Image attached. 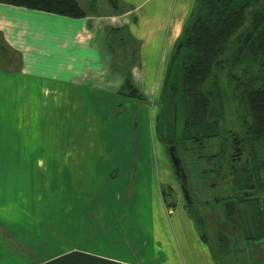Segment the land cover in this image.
Listing matches in <instances>:
<instances>
[{
  "label": "crops",
  "instance_id": "obj_1",
  "mask_svg": "<svg viewBox=\"0 0 264 264\" xmlns=\"http://www.w3.org/2000/svg\"><path fill=\"white\" fill-rule=\"evenodd\" d=\"M194 2L120 0L114 11L97 0V11L81 18L0 2V264H216L184 205L163 201L162 185L175 182L157 141L153 158L137 139L128 140L130 155L121 150L120 128L135 136L141 103L147 108L159 96ZM125 26L131 37L125 29L111 34ZM122 57L140 62L130 73L148 100L118 93L124 76L113 68ZM31 83L38 84L33 107ZM49 96L57 108L47 113ZM15 162L11 174L6 164ZM48 162H57V196L44 211L57 201V214L40 220L34 195L45 190Z\"/></svg>",
  "mask_w": 264,
  "mask_h": 264
},
{
  "label": "trees",
  "instance_id": "obj_2",
  "mask_svg": "<svg viewBox=\"0 0 264 264\" xmlns=\"http://www.w3.org/2000/svg\"><path fill=\"white\" fill-rule=\"evenodd\" d=\"M109 1L118 11L120 0ZM0 2L76 18L97 11V0L91 1L89 9L78 0ZM122 29L131 37L127 26L112 28L111 34ZM118 93L149 99L130 72ZM163 97L172 119L157 113V121L164 118L168 132L160 140L177 147L188 194L192 195V189L183 148L189 155L195 153L197 160L208 161L200 174L209 171L224 179L211 185L226 184L233 193L217 197L216 202L223 201L228 218L236 214L245 232L250 233L247 237L260 243L264 239V0H195L167 62L158 102ZM179 112L183 127L177 134ZM230 114L235 129L226 126ZM215 139L220 140L219 152L203 155V149ZM161 190L168 206L175 208V189L166 185ZM190 203L194 204V200L187 201L185 207L197 225ZM200 234L209 242L201 231Z\"/></svg>",
  "mask_w": 264,
  "mask_h": 264
},
{
  "label": "rangeland",
  "instance_id": "obj_3",
  "mask_svg": "<svg viewBox=\"0 0 264 264\" xmlns=\"http://www.w3.org/2000/svg\"><path fill=\"white\" fill-rule=\"evenodd\" d=\"M83 7L90 8L88 6V2L90 0H79ZM134 48L138 47V42L135 41L133 44ZM135 54L137 55V52L135 50ZM126 57V54H124ZM135 56V55H134ZM120 62L118 60L115 62V67L113 68L114 71L121 76L129 75V72L132 70H135V68H138L140 62H129L128 59L124 60L123 57ZM166 71V70H165ZM133 72V71H132ZM131 72V74H132ZM133 79L138 77H132ZM164 79V78H163ZM120 83L112 84V85H119ZM137 85L142 88L141 84L138 82ZM37 86L36 83H31V96H30V106H37L38 98H37ZM34 91V92H33ZM158 95L160 96V91L158 92ZM159 96L155 97V102H148L149 107L146 108L145 103H141V106H143L141 115L138 118V126H132V130L136 131L131 136L129 133V127L124 125V128H120V137L124 136V140L126 141V144L124 147L121 148V150H125L126 155H130L131 147L129 146L128 140H140L142 143L143 153L144 155L148 156L149 158H153L155 150L153 149V141L156 140L157 143L161 146V161H163L167 166L170 168L172 177L174 179V185L173 187L176 191L177 195V201L180 204H183L184 207L186 205L187 197L186 194L181 186V179L177 175V172L173 166L171 153H170V147L169 145H165L161 139V136L167 137L168 132L165 126L164 118L170 119L172 117V113L170 111L169 113V105L167 102L166 97H163V100L161 102L159 101ZM133 100V99H132ZM157 100V101H156ZM125 105H128L127 103ZM42 106H45L47 113L50 112L53 107L57 108V96L56 99H52L51 96L46 98L45 103L42 104ZM155 108V113H161L164 118L159 121L156 119V114L152 113L153 109ZM152 110V111H151ZM152 113V114H151ZM136 114V115H135ZM240 114V113H239ZM234 115V114H233ZM236 115V114H235ZM117 116V114L115 115ZM138 117L137 113L135 112L133 117ZM126 121L123 122L127 123L130 122V116L128 113L124 116ZM134 117V118H135ZM152 117V120L150 119ZM155 117V118H154ZM53 118H50L52 122ZM57 119V117H56ZM140 119V120H139ZM172 119V118H171ZM228 122L226 123V126H229L233 129H235L237 126H235V122L233 121V116L230 114L228 117ZM153 121V122H152ZM166 121V120H165ZM57 122V120H56ZM128 122L127 125L130 123ZM152 122L153 124V132L151 133V126L150 124ZM183 127V116L182 113L179 112L177 116V123H176V133L179 134ZM131 130V129H130ZM119 134V131H118ZM220 140L215 139L212 140L209 145L206 146V148L203 149L202 154L207 155L211 152H219V146ZM53 146L46 147L47 153L48 151L52 154L53 153ZM183 157L185 158L186 167L188 169V173L190 174V183H191V189H192V195L191 198L194 200V204L190 203L189 210L191 215L195 218L198 228L201 231L203 235H205L209 241V244L212 247L215 263L216 264H264V239L262 241L256 242L252 238H248L247 235H250V233L245 232L243 225H241V221L238 218V216L235 214L234 217L228 218L227 211L225 208V205L223 204V201L216 202V198H224L228 197L233 193L232 190L229 189V187L226 184H219L216 186H212V182H219L223 181L224 179L217 178L216 176L212 175L209 171H206L202 174H200L201 170H204V166L206 168L208 165L207 162H204L201 160H197V156L195 153H189L183 148ZM134 153V152H133ZM54 158L51 157L52 161ZM198 161L196 164L193 161ZM115 161V158L113 157L110 160H107L103 164L105 166L111 165V162ZM205 163V165H204ZM4 164V163H3ZM2 165V164H0ZM210 167L213 166V163L209 164ZM42 170L47 173L46 176V186L45 190L43 192H40V195H34L35 199L34 201L38 203L41 202L43 204V211L40 209L38 213V218L40 220H51L52 218H55L57 214V201H56V208L54 210L53 207H49L50 210L44 211L47 208V203H51L54 201L52 197L54 195L57 196V193H55L53 188L54 180L56 181L55 190L57 192V162L56 163H42ZM148 166V164H147ZM3 169L5 166H2ZM19 167V164L15 162V165H7L6 169L11 174H16L15 171L16 168ZM117 170L112 171V175L116 173ZM18 177H13V182L15 187H22L23 180H17ZM50 183V184H49ZM31 184V182H30ZM215 184V183H213ZM18 185V186H17ZM161 185V184H160ZM168 184H163L162 186H166ZM32 186V185H31ZM5 192V191H3ZM54 194V195H53ZM162 195L163 201L166 204L168 208H170L167 204L168 201H165L162 191L160 192ZM4 195V194H3ZM5 197V196H3ZM168 200L170 197H168ZM185 210L187 211L186 207ZM5 213V211H4ZM188 215L190 216L189 212L187 211ZM201 216L203 220L201 219ZM22 216L19 214L17 218H21ZM256 244H255V243ZM263 253L262 256L258 257L256 254Z\"/></svg>",
  "mask_w": 264,
  "mask_h": 264
},
{
  "label": "water",
  "instance_id": "obj_4",
  "mask_svg": "<svg viewBox=\"0 0 264 264\" xmlns=\"http://www.w3.org/2000/svg\"><path fill=\"white\" fill-rule=\"evenodd\" d=\"M170 153H171V158H172V162H173V166L177 172V175L179 176V178H186L185 172H184V168H183V162L182 159L179 155V152L177 150V147H175L174 145L170 146ZM181 186L186 194L187 199H189L188 197V191L185 188V185L183 182H181Z\"/></svg>",
  "mask_w": 264,
  "mask_h": 264
},
{
  "label": "flooded vegetation",
  "instance_id": "obj_5",
  "mask_svg": "<svg viewBox=\"0 0 264 264\" xmlns=\"http://www.w3.org/2000/svg\"><path fill=\"white\" fill-rule=\"evenodd\" d=\"M181 179V178H180ZM186 180V178H182L181 179V182H183L184 183V181ZM188 197H189V199H187L188 200V202H191L192 201V198H191V196L190 195H188Z\"/></svg>",
  "mask_w": 264,
  "mask_h": 264
}]
</instances>
